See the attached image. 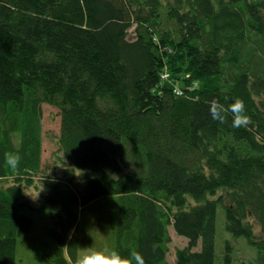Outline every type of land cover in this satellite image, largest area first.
<instances>
[{"label":"trees","instance_id":"16d2710c","mask_svg":"<svg viewBox=\"0 0 264 264\" xmlns=\"http://www.w3.org/2000/svg\"><path fill=\"white\" fill-rule=\"evenodd\" d=\"M235 97L238 128L209 111ZM44 104L62 173L44 166ZM107 197L125 256L172 264V228L175 264H264V0H0V264L45 211L51 264H75L85 207Z\"/></svg>","mask_w":264,"mask_h":264},{"label":"rangeland","instance_id":"374dc122","mask_svg":"<svg viewBox=\"0 0 264 264\" xmlns=\"http://www.w3.org/2000/svg\"><path fill=\"white\" fill-rule=\"evenodd\" d=\"M43 113L44 166H47L49 171L57 170V172L62 173L64 171L63 163L56 153L58 150L57 138L60 132L61 118L58 109L49 104L43 105ZM41 190V186H33L29 188L28 194L34 201H37ZM113 200L114 198L107 197L105 201H96L90 206L85 207L81 224L83 225L82 231L84 236L88 240H84L81 243L79 254H82L86 247L114 249L107 242L105 232V228L109 232V228L106 225H111L110 219L114 207L112 205L110 206V202ZM34 218L35 226L33 230L30 233H20L18 236V264H51L54 256V243L47 232L48 228L53 226V219L49 211L39 212L34 215ZM92 223L98 224L92 227ZM222 227L224 228V219L219 214L217 252H219V245H221L219 243V233H222ZM171 232L172 243L170 245L169 260L172 264H175L174 251L177 247L185 245L187 239L177 235L172 228ZM221 235L225 237L223 233ZM238 241L241 244V248L239 247L240 256L242 259H248L252 252L246 250V245L250 248L252 247L244 238H239ZM217 264H220V262L217 261Z\"/></svg>","mask_w":264,"mask_h":264},{"label":"clouds","instance_id":"9594fccd","mask_svg":"<svg viewBox=\"0 0 264 264\" xmlns=\"http://www.w3.org/2000/svg\"><path fill=\"white\" fill-rule=\"evenodd\" d=\"M209 111L214 120L225 122V113H231L233 127H242L249 123L245 102L240 97H235L227 108L218 100L212 99ZM5 163L15 169L18 167L21 157L18 152L8 151L4 153ZM75 264H146L143 255L139 251H132L128 256L111 248L86 247L75 261Z\"/></svg>","mask_w":264,"mask_h":264}]
</instances>
